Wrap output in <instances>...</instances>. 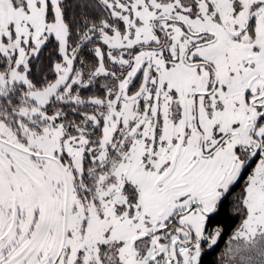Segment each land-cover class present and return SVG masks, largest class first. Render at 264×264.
Returning <instances> with one entry per match:
<instances>
[{
	"label": "snow or ice",
	"instance_id": "6c2138e0",
	"mask_svg": "<svg viewBox=\"0 0 264 264\" xmlns=\"http://www.w3.org/2000/svg\"><path fill=\"white\" fill-rule=\"evenodd\" d=\"M0 264H264V0H0Z\"/></svg>",
	"mask_w": 264,
	"mask_h": 264
},
{
	"label": "flooded vegetation",
	"instance_id": "af4514ba",
	"mask_svg": "<svg viewBox=\"0 0 264 264\" xmlns=\"http://www.w3.org/2000/svg\"><path fill=\"white\" fill-rule=\"evenodd\" d=\"M223 244V241H221V245ZM218 250V249H217ZM215 253H210V256H213Z\"/></svg>",
	"mask_w": 264,
	"mask_h": 264
},
{
	"label": "trees",
	"instance_id": "16d2710c",
	"mask_svg": "<svg viewBox=\"0 0 264 264\" xmlns=\"http://www.w3.org/2000/svg\"><path fill=\"white\" fill-rule=\"evenodd\" d=\"M211 258H212V256L209 255L207 259H208V260H211Z\"/></svg>",
	"mask_w": 264,
	"mask_h": 264
}]
</instances>
